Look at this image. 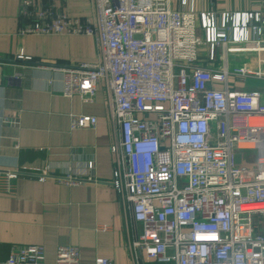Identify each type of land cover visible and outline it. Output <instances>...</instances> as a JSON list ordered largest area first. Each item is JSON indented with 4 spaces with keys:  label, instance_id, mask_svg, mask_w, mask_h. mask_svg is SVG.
<instances>
[{
    "label": "built area",
    "instance_id": "1",
    "mask_svg": "<svg viewBox=\"0 0 264 264\" xmlns=\"http://www.w3.org/2000/svg\"><path fill=\"white\" fill-rule=\"evenodd\" d=\"M92 2V16L72 17L54 0H19L17 33L93 38L97 61L46 66L62 73L66 97L91 101L99 84L107 94L112 183L141 226L127 246L133 264H264V122H249L264 119V91L236 86L264 80V9L216 14L197 12L193 0L178 8L172 0ZM229 55L254 61L230 66ZM96 124L94 115H70L73 130ZM20 173L2 172L5 192ZM2 264H46L44 248L13 246ZM54 264H81L79 247L59 245Z\"/></svg>",
    "mask_w": 264,
    "mask_h": 264
},
{
    "label": "crops",
    "instance_id": "2",
    "mask_svg": "<svg viewBox=\"0 0 264 264\" xmlns=\"http://www.w3.org/2000/svg\"><path fill=\"white\" fill-rule=\"evenodd\" d=\"M54 1L72 17L94 14L92 0ZM180 3L172 0L174 8ZM18 5L19 0H0V179L4 170L21 172L12 192L0 184V264L13 246L30 244L44 248L46 264H54L59 245L79 247L81 264L97 257L133 264L127 246L141 226L132 223L112 183L115 134L107 94L99 84L91 101L66 97L62 73L46 66L95 62V42L86 35H19ZM192 5L197 12L219 14L264 9V0H193ZM199 35L206 39L202 28ZM221 54L218 48L216 62ZM200 58L208 59L206 44ZM228 58L230 66L240 58L254 61L247 55ZM253 79L252 86L241 80L236 86L264 91L263 80ZM71 114L94 115L97 124L73 130ZM44 170L49 176L41 179ZM67 175L82 181L67 184L62 181Z\"/></svg>",
    "mask_w": 264,
    "mask_h": 264
},
{
    "label": "rangeland",
    "instance_id": "3",
    "mask_svg": "<svg viewBox=\"0 0 264 264\" xmlns=\"http://www.w3.org/2000/svg\"><path fill=\"white\" fill-rule=\"evenodd\" d=\"M244 59H242V58H240V59H237V61L238 62H240V63H238L237 65H240V64H242V61H243ZM253 80H256V79H253V78H247L246 80H245V83L246 84H248V85H250V86H252V83L254 82ZM259 82H261L260 80H259ZM263 82H264V80H263ZM262 82V83H263ZM237 153H242V152H238L237 151ZM243 154H246V155H253L254 154V152H244ZM250 160H253V158H250Z\"/></svg>",
    "mask_w": 264,
    "mask_h": 264
},
{
    "label": "bare ground",
    "instance_id": "4",
    "mask_svg": "<svg viewBox=\"0 0 264 264\" xmlns=\"http://www.w3.org/2000/svg\"><path fill=\"white\" fill-rule=\"evenodd\" d=\"M249 122H250V124H257V123H262V122H264V119L254 117V118H250V119H249Z\"/></svg>",
    "mask_w": 264,
    "mask_h": 264
}]
</instances>
